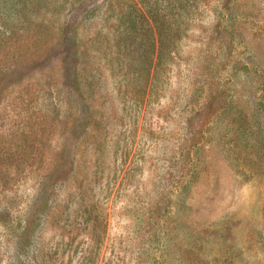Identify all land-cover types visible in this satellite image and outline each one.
Listing matches in <instances>:
<instances>
[{"label": "rangeland", "instance_id": "obj_1", "mask_svg": "<svg viewBox=\"0 0 264 264\" xmlns=\"http://www.w3.org/2000/svg\"><path fill=\"white\" fill-rule=\"evenodd\" d=\"M239 59L264 67V0H0V264H264V170L226 155L264 128Z\"/></svg>", "mask_w": 264, "mask_h": 264}, {"label": "trees", "instance_id": "obj_2", "mask_svg": "<svg viewBox=\"0 0 264 264\" xmlns=\"http://www.w3.org/2000/svg\"><path fill=\"white\" fill-rule=\"evenodd\" d=\"M28 1V0H27ZM228 7L229 4H226ZM161 25H163L162 30L158 33V38L155 40L158 41V66L162 68L163 71L166 69V63L171 60L172 56V44L177 39L178 35L176 32L171 31L172 29L167 30L166 25L169 23L167 19L162 18L160 20ZM172 23V22H171ZM169 23L168 25H171ZM160 25V26H161ZM219 27V26H218ZM229 29V27H227ZM242 29H240L239 26V35L242 34ZM224 33V32H223ZM227 34V33H226ZM227 36V35H226ZM69 40H71V37H67ZM74 42V40H73ZM156 49V48H155ZM156 51V50H155ZM239 70L247 71L249 74H252L253 78L255 79V87L259 91L258 96V105L259 109L264 113V67L259 68L256 67L255 64L252 62H246L243 59H239ZM77 70L75 69L72 74H75V81L78 82V75ZM218 85L217 89L213 90L211 88V94H219L222 96V94H225L227 91L224 84L225 82L220 81L219 83H216ZM226 94L224 95L223 99H221L219 105H217L216 110L215 108H212L213 103H210L208 100H205L202 104L199 105V107L187 118V125H188V132L191 133V136H188L186 138V143L183 145L184 153L188 156L192 151L195 149L194 145L192 143V139L194 138L195 134L198 131H201L203 125L208 124L210 121H214L218 116L225 111L229 109L230 106V99L227 100ZM77 119V118H76ZM77 120H81V117ZM209 125V124H208ZM264 129V128H263ZM262 129V130H263ZM262 130H259L258 136L255 138V141H252L250 143L251 149L248 148L247 145H245L243 142L241 143L239 141V136L232 138L228 141L226 149V155L229 159V161L238 169L241 170L243 167H248L253 172H261L264 170V132ZM34 148H38L34 146ZM2 148H0V169L2 168V165L4 163L12 164L16 159L10 158V156L13 154L12 152L7 156L4 157L2 155ZM10 151V148H9ZM8 151V152H9ZM18 166L24 165V162L22 160L17 161ZM182 170L185 175V173H189L193 171V163H190L188 160H182ZM194 172V171H193ZM69 175L66 174V167L63 162L58 163L53 170L46 174L45 179L43 180V191H48L50 187V179H53L54 182L61 181L65 176ZM3 180L7 179L5 176L2 177ZM184 183V182H183ZM185 185V184H183ZM187 185V183H186ZM43 211V204L41 203H35L33 206V210H31L28 218V225L26 228L29 233L30 229L33 227L34 223L41 218V213Z\"/></svg>", "mask_w": 264, "mask_h": 264}]
</instances>
